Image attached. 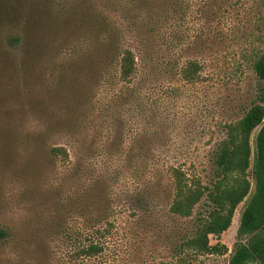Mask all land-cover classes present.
<instances>
[{"label":"rangeland","instance_id":"374dc122","mask_svg":"<svg viewBox=\"0 0 264 264\" xmlns=\"http://www.w3.org/2000/svg\"><path fill=\"white\" fill-rule=\"evenodd\" d=\"M226 2L217 10L221 0H0V229L12 227L16 236L0 245V264H81L64 254L76 236L47 237V228L55 234L61 226L87 225L76 208L97 180L110 185L118 213L110 217L103 256L90 264H183L176 247L203 202L190 218L171 214L166 181L158 186L154 170L173 164L208 185L211 155L225 126L264 94V81L253 71L264 49V0ZM103 18L125 28L138 63L148 67L134 85L141 95L116 98L114 83L98 87L101 59L90 46L103 33ZM27 33L37 44L42 39V59L25 64L20 48L10 61L8 40ZM188 61L199 66L198 79L189 83L178 75ZM38 131L44 134L40 144L33 140ZM257 131L250 139V192L229 229L209 239L225 250L185 264H229L235 246L251 241L252 235L238 237V227L255 192ZM49 146L67 147L79 171L55 170L45 154ZM137 198L148 204L141 207ZM47 243L45 251L40 244Z\"/></svg>","mask_w":264,"mask_h":264},{"label":"trees","instance_id":"16d2710c","mask_svg":"<svg viewBox=\"0 0 264 264\" xmlns=\"http://www.w3.org/2000/svg\"><path fill=\"white\" fill-rule=\"evenodd\" d=\"M129 1L134 3L137 0ZM122 2L123 0H119L120 4ZM221 2L223 3L217 7V10L226 8V0H221ZM129 11L130 8L125 5L123 12L128 13ZM121 19L126 21L123 16ZM93 23V20L89 21V25ZM100 27L103 29L102 35L98 38L96 45L90 46L93 49H99L101 59L98 87L103 85V89L106 90L111 83H114L118 86V91L114 92L116 98L133 94L141 95L142 92L134 85L141 70H147L148 67L142 68V64L138 63L136 53L129 46L131 38L128 37L127 31L122 26L112 25L107 18L100 21ZM41 40L40 38L37 44L29 33L23 38L18 35L8 40L9 47L5 52L11 61L17 59V54L13 49L22 48L24 63L28 64L34 58L42 59L43 52L39 49ZM91 57L92 52L86 54L88 62ZM70 62L74 63L73 56ZM109 67L114 68V75L108 72ZM198 71L199 66L188 61L181 66L178 75L182 81L189 83L198 79ZM253 71L259 80L264 81V49L254 61ZM111 90L114 89L111 88ZM260 101L261 103L253 105L236 123L225 126V137L218 143L211 155L212 176L208 185H203L198 178L188 176L185 170L173 164L154 170L156 172L153 175L156 174L160 178L158 186L166 181L171 196L168 208L171 214L180 218H190L195 207L203 202V211L194 219L191 228L176 247L179 263L185 264L197 255L218 254L225 250L223 246L210 245L209 239L219 238L229 229L237 206L250 192L251 185L247 179V170L250 168L252 156L250 139L253 132L258 129L254 138L255 192L240 216L238 227L239 238L248 235H252V238L247 245L237 244L235 246L229 264H252L253 262L264 264V94L261 95ZM33 140L38 144L42 143L43 132H36ZM152 149L157 151L156 146ZM45 152L52 160L55 170L63 166L67 172L79 171L80 166L72 161V155L67 147L49 146ZM156 160V154L153 153L150 161L154 164ZM109 186L105 184L102 186L97 180L94 185L96 189H92L94 193L80 195L82 207L78 205L76 211L79 217L87 218V225H83L81 229L61 226L55 234L47 228V237L64 232L72 239L76 236L77 241L71 242L68 251L64 252L71 262L80 260L81 264H90L92 260L103 256L110 227L113 226L110 217L118 213L112 210ZM99 187L102 192L99 191ZM136 202L141 207L148 204L145 200L138 198ZM15 240L16 236L12 227L3 226V229H0V245L3 244V247H6ZM40 245L45 251L49 250L48 243Z\"/></svg>","mask_w":264,"mask_h":264}]
</instances>
